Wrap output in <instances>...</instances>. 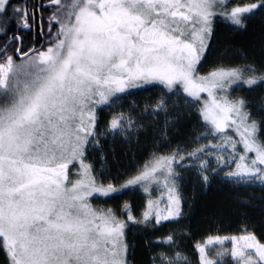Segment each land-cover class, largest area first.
Returning a JSON list of instances; mask_svg holds the SVG:
<instances>
[{
    "label": "snow or ice",
    "instance_id": "6c2138e0",
    "mask_svg": "<svg viewBox=\"0 0 264 264\" xmlns=\"http://www.w3.org/2000/svg\"><path fill=\"white\" fill-rule=\"evenodd\" d=\"M0 264H264V0H0Z\"/></svg>",
    "mask_w": 264,
    "mask_h": 264
},
{
    "label": "trees",
    "instance_id": "16d2710c",
    "mask_svg": "<svg viewBox=\"0 0 264 264\" xmlns=\"http://www.w3.org/2000/svg\"><path fill=\"white\" fill-rule=\"evenodd\" d=\"M241 194L242 195H246L247 192L245 190H241ZM213 196H214V193L213 192H209L208 196L206 197V199H210ZM186 211H187V209H186ZM197 221L200 222L201 224H203L205 228H207L208 224L211 223V221L207 220L204 217V214H203V212L200 209L196 210V215L193 217V223L195 224Z\"/></svg>",
    "mask_w": 264,
    "mask_h": 264
}]
</instances>
